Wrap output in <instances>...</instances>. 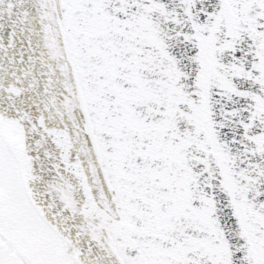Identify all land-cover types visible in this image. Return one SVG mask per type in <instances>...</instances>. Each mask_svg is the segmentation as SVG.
I'll return each instance as SVG.
<instances>
[{
  "label": "snow or ice",
  "instance_id": "6c2138e0",
  "mask_svg": "<svg viewBox=\"0 0 264 264\" xmlns=\"http://www.w3.org/2000/svg\"><path fill=\"white\" fill-rule=\"evenodd\" d=\"M0 264H264V0H0Z\"/></svg>",
  "mask_w": 264,
  "mask_h": 264
}]
</instances>
